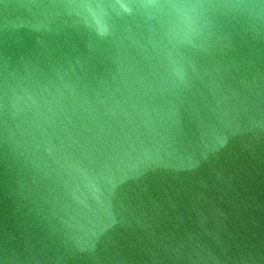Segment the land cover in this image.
I'll return each mask as SVG.
<instances>
[{
  "label": "water",
  "instance_id": "obj_1",
  "mask_svg": "<svg viewBox=\"0 0 264 264\" xmlns=\"http://www.w3.org/2000/svg\"><path fill=\"white\" fill-rule=\"evenodd\" d=\"M0 264H264V0H0Z\"/></svg>",
  "mask_w": 264,
  "mask_h": 264
}]
</instances>
